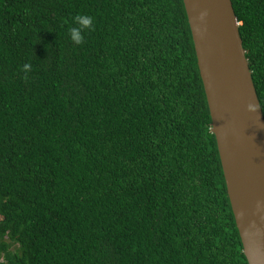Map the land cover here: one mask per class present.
<instances>
[{"label": "trees", "instance_id": "16d2710c", "mask_svg": "<svg viewBox=\"0 0 264 264\" xmlns=\"http://www.w3.org/2000/svg\"><path fill=\"white\" fill-rule=\"evenodd\" d=\"M211 127L183 0H0V264H249Z\"/></svg>", "mask_w": 264, "mask_h": 264}, {"label": "water", "instance_id": "95a60500", "mask_svg": "<svg viewBox=\"0 0 264 264\" xmlns=\"http://www.w3.org/2000/svg\"><path fill=\"white\" fill-rule=\"evenodd\" d=\"M227 194L249 264H264V113L232 0H183Z\"/></svg>", "mask_w": 264, "mask_h": 264}, {"label": "clouds", "instance_id": "9594fccd", "mask_svg": "<svg viewBox=\"0 0 264 264\" xmlns=\"http://www.w3.org/2000/svg\"><path fill=\"white\" fill-rule=\"evenodd\" d=\"M75 20L76 23L80 25V27H73L70 30V37L75 44H82L84 42V36L82 30L84 28H91L93 24V19L90 16H77ZM29 69H30V65L28 64L24 65L25 72H27ZM246 107L247 110L250 112H255L257 108H260L261 111H264V105H259L257 103H249ZM257 126L264 128V122L258 120Z\"/></svg>", "mask_w": 264, "mask_h": 264}]
</instances>
